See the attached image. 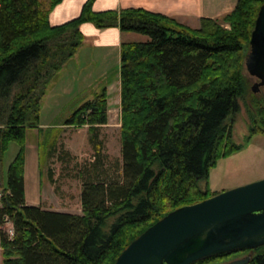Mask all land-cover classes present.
Masks as SVG:
<instances>
[{
    "label": "trees",
    "instance_id": "trees-1",
    "mask_svg": "<svg viewBox=\"0 0 264 264\" xmlns=\"http://www.w3.org/2000/svg\"><path fill=\"white\" fill-rule=\"evenodd\" d=\"M61 1L0 0L2 264H114L164 216L215 195L209 188L210 170L244 146L233 137L241 103L248 112L246 140L264 136V99L246 101L252 92L243 74L264 0H237L230 13L201 18L196 29L143 9L94 12L95 0H87L75 19L51 26L49 13ZM87 23L147 38L120 45L117 179L103 178L98 171L103 145L97 131L108 122L105 89L61 125L45 131L39 127L48 86L83 44L80 26ZM62 127H87L98 161L79 171L81 215L25 203L26 130L37 131L40 170L43 155L56 153ZM10 143L18 150L4 181L3 155ZM6 222L12 224V237L1 229ZM246 256L248 264H264V246L194 264Z\"/></svg>",
    "mask_w": 264,
    "mask_h": 264
},
{
    "label": "rangeland",
    "instance_id": "rangeland-1",
    "mask_svg": "<svg viewBox=\"0 0 264 264\" xmlns=\"http://www.w3.org/2000/svg\"><path fill=\"white\" fill-rule=\"evenodd\" d=\"M137 37L139 40L137 42L147 40L141 35ZM248 51L249 48L246 53ZM119 66V54L114 53L113 48L111 52H106L84 43L49 84L39 115V127L44 131L61 125L80 105L92 100L102 89L107 93L110 111L107 124L97 131L98 139L103 145L99 162L88 143L87 127H62L57 138L56 153L51 158L43 155L39 172L44 210L81 215V209L79 210L77 206L81 189L78 175L85 165H92L97 161L98 171L104 174L103 178L117 179L119 176L121 168ZM243 74L251 87L255 80L245 69ZM254 99H264V87L256 94L251 93L246 101L251 103ZM247 113L241 103L240 113L235 116L233 127L234 141L244 142L243 148L230 157L219 160L216 167L209 172V188L213 193L219 194L264 179V136L256 135L249 141L246 140ZM36 140L37 131L27 129L25 141L29 152H33ZM17 150L18 146L10 143L3 155L4 181L6 169ZM50 175L52 180L49 178ZM1 186L0 174V188ZM64 208L67 210H60ZM9 228L10 226L5 224L1 227L4 232ZM237 259L241 257L218 260L216 264Z\"/></svg>",
    "mask_w": 264,
    "mask_h": 264
},
{
    "label": "water",
    "instance_id": "water-1",
    "mask_svg": "<svg viewBox=\"0 0 264 264\" xmlns=\"http://www.w3.org/2000/svg\"><path fill=\"white\" fill-rule=\"evenodd\" d=\"M244 69L264 87V3L257 14ZM264 246V179L178 208L132 241L114 264H194ZM250 257L224 264H248Z\"/></svg>",
    "mask_w": 264,
    "mask_h": 264
},
{
    "label": "crops",
    "instance_id": "crops-1",
    "mask_svg": "<svg viewBox=\"0 0 264 264\" xmlns=\"http://www.w3.org/2000/svg\"><path fill=\"white\" fill-rule=\"evenodd\" d=\"M86 1L87 0H62L50 11L48 16L49 24L51 26H59L75 19L79 16L81 8ZM236 2L237 0H95L92 5V10L94 12H104L109 10L143 9L151 13L172 18L183 26L196 29L199 27L201 18L220 19L233 10ZM80 31L84 36L85 44L91 45L94 49L106 52H111L113 48L114 53L119 54V61L120 45L125 42L139 41L137 39V34L122 33L117 27L97 29L92 24L87 23L80 26ZM108 108L109 113V103ZM25 146V203L27 206L40 207L44 210L42 206V182L38 168L37 147L35 146V148H33V152H29L26 143ZM77 206L80 210V191ZM60 210L67 209L64 208ZM0 264H2L1 249Z\"/></svg>",
    "mask_w": 264,
    "mask_h": 264
},
{
    "label": "built area",
    "instance_id": "built-area-1",
    "mask_svg": "<svg viewBox=\"0 0 264 264\" xmlns=\"http://www.w3.org/2000/svg\"><path fill=\"white\" fill-rule=\"evenodd\" d=\"M6 224L10 226V228L6 232H7V234H8L9 237H12V235H13V227H12V224L9 223V222H6L5 225Z\"/></svg>",
    "mask_w": 264,
    "mask_h": 264
},
{
    "label": "flooded vegetation",
    "instance_id": "flooded-vegetation-1",
    "mask_svg": "<svg viewBox=\"0 0 264 264\" xmlns=\"http://www.w3.org/2000/svg\"><path fill=\"white\" fill-rule=\"evenodd\" d=\"M252 78V77H251ZM254 80H255V82L253 83V84H255L256 82H258L255 78H253ZM260 88H262V87H260ZM260 88H259V91H260ZM258 91V92H259ZM228 262H230V261H228Z\"/></svg>",
    "mask_w": 264,
    "mask_h": 264
}]
</instances>
